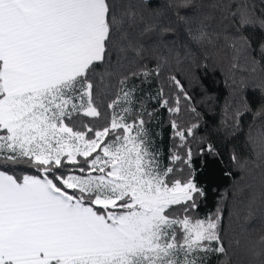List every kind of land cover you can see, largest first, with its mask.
<instances>
[{"label": "snow or ice", "instance_id": "6c2138e0", "mask_svg": "<svg viewBox=\"0 0 264 264\" xmlns=\"http://www.w3.org/2000/svg\"><path fill=\"white\" fill-rule=\"evenodd\" d=\"M192 45L244 62L233 127L264 119V0H0V264H232L223 211L198 214L199 123L171 118L166 152L156 130L199 116L177 75L151 91ZM235 244L264 264V234Z\"/></svg>", "mask_w": 264, "mask_h": 264}, {"label": "trees", "instance_id": "16d2710c", "mask_svg": "<svg viewBox=\"0 0 264 264\" xmlns=\"http://www.w3.org/2000/svg\"><path fill=\"white\" fill-rule=\"evenodd\" d=\"M165 2L153 0L157 7H162ZM190 50L192 55L188 54L189 49L184 48L171 55L162 53L168 56V63L160 79L153 82L151 91L155 93L163 87L169 93L167 76L177 75L193 98L192 104L199 116L181 101V111L177 114L160 110L163 126L156 130L162 133L160 139L166 152L171 143V118L183 126L199 123L196 136L189 138L196 181L208 193L207 199L201 201L198 214L203 216L215 211L217 206L223 211V227L232 241V264H246L248 257L235 244V240L247 236L258 243L261 234H264V146L259 139V133L264 129V119L253 113L245 115L238 127L230 123L232 115L227 111V106L235 98L232 82L244 79L243 61L239 62V68L233 69L228 63L221 64L220 53L211 47L205 49L192 45ZM150 63L154 66V62ZM248 83L252 84L253 81L248 80ZM248 96L255 104L257 96L252 91H249ZM208 143L216 147L220 156L201 154V146ZM232 155L237 157L236 161L231 159ZM249 208L252 214L245 218Z\"/></svg>", "mask_w": 264, "mask_h": 264}]
</instances>
